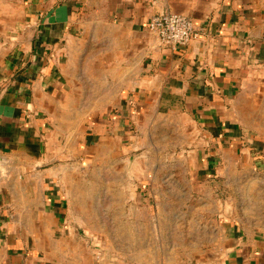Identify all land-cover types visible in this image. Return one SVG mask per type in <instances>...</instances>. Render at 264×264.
Masks as SVG:
<instances>
[{
    "label": "crops",
    "instance_id": "obj_1",
    "mask_svg": "<svg viewBox=\"0 0 264 264\" xmlns=\"http://www.w3.org/2000/svg\"><path fill=\"white\" fill-rule=\"evenodd\" d=\"M29 4L0 67V264L81 259L64 225L67 176L102 159L106 141L132 168L135 149L154 155L164 137L175 150L186 144L194 161L230 158L237 132L241 144L264 146L250 128L264 127V108L255 105L264 100V0ZM162 11L194 24L187 47H162L149 32ZM260 155L252 152V165ZM246 254H234L238 264H264V251Z\"/></svg>",
    "mask_w": 264,
    "mask_h": 264
},
{
    "label": "rangeland",
    "instance_id": "obj_2",
    "mask_svg": "<svg viewBox=\"0 0 264 264\" xmlns=\"http://www.w3.org/2000/svg\"><path fill=\"white\" fill-rule=\"evenodd\" d=\"M29 3L0 0V67L30 18ZM255 105L262 110L263 98ZM246 121L249 117L239 123ZM250 128L264 139V127ZM242 136H232L230 158L195 161L186 144L187 150H175L171 136L164 137L154 155L135 149L133 168L106 141L102 159L78 165L67 176L70 223L64 225L80 251L75 264H238L235 253L264 251V160L250 161L252 152L263 156L264 146L241 144ZM145 160L151 168L146 173ZM44 225L42 218L35 219V226Z\"/></svg>",
    "mask_w": 264,
    "mask_h": 264
},
{
    "label": "built area",
    "instance_id": "obj_3",
    "mask_svg": "<svg viewBox=\"0 0 264 264\" xmlns=\"http://www.w3.org/2000/svg\"><path fill=\"white\" fill-rule=\"evenodd\" d=\"M148 30L162 47L171 50L187 47L196 37L194 24L188 18L172 12L162 11L152 16Z\"/></svg>",
    "mask_w": 264,
    "mask_h": 264
}]
</instances>
